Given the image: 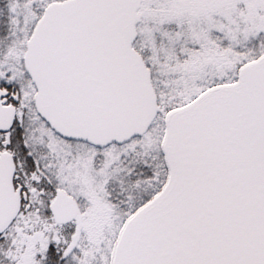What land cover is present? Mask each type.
Instances as JSON below:
<instances>
[{"label":"snow or ice","instance_id":"1","mask_svg":"<svg viewBox=\"0 0 264 264\" xmlns=\"http://www.w3.org/2000/svg\"><path fill=\"white\" fill-rule=\"evenodd\" d=\"M0 264H264V0H0Z\"/></svg>","mask_w":264,"mask_h":264}]
</instances>
